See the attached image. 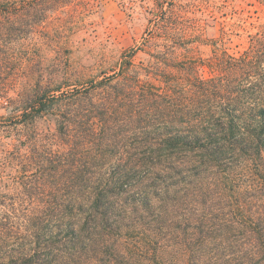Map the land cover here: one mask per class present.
<instances>
[{
    "label": "trees",
    "instance_id": "16d2710c",
    "mask_svg": "<svg viewBox=\"0 0 264 264\" xmlns=\"http://www.w3.org/2000/svg\"><path fill=\"white\" fill-rule=\"evenodd\" d=\"M74 1L0 0V264H264V24L233 55L160 5L71 84L29 50Z\"/></svg>",
    "mask_w": 264,
    "mask_h": 264
},
{
    "label": "rangeland",
    "instance_id": "374dc122",
    "mask_svg": "<svg viewBox=\"0 0 264 264\" xmlns=\"http://www.w3.org/2000/svg\"><path fill=\"white\" fill-rule=\"evenodd\" d=\"M160 5L163 10L172 8L189 17L196 27L202 25L209 38L221 36L223 27L228 34L222 48L233 55L241 54L248 46L249 36L264 24V7L256 0H75L64 12L54 10L47 14L35 28L29 52L43 60L52 56L57 47L68 51V58L61 65L62 76L71 84L83 83L102 71L101 61L109 57L115 61L125 49L141 43L152 13ZM212 49L211 44H193L186 55L206 57ZM0 116V142L14 141V133L18 134L20 127L12 126L5 111H0ZM37 127L45 130L51 125L40 122Z\"/></svg>",
    "mask_w": 264,
    "mask_h": 264
}]
</instances>
